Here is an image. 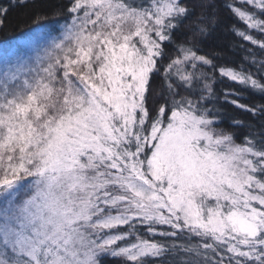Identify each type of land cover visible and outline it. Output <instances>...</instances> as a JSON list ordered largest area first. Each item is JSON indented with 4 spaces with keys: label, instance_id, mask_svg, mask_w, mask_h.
<instances>
[{
    "label": "snow or ice",
    "instance_id": "6c2138e0",
    "mask_svg": "<svg viewBox=\"0 0 264 264\" xmlns=\"http://www.w3.org/2000/svg\"><path fill=\"white\" fill-rule=\"evenodd\" d=\"M26 3L0 5V30ZM221 7L235 64L201 47ZM53 15L32 55L0 56V264H264V103L240 102L264 96V0ZM225 105L248 120L225 127Z\"/></svg>",
    "mask_w": 264,
    "mask_h": 264
},
{
    "label": "trees",
    "instance_id": "16d2710c",
    "mask_svg": "<svg viewBox=\"0 0 264 264\" xmlns=\"http://www.w3.org/2000/svg\"><path fill=\"white\" fill-rule=\"evenodd\" d=\"M67 0H27L24 5L12 7L8 13V21L6 27L0 30V52H8L15 50V53L24 51V47L28 41V29L33 24V20L37 15L47 16L45 22L47 27L56 25V21L60 19L53 15L58 6L66 3ZM218 5H222L224 0H216ZM0 5L7 7L9 0H0ZM221 23L215 29L211 36L203 41L202 51L206 53L220 52L222 59L218 61L221 64H235L239 62L242 53L236 45L243 43L235 37L230 31L229 26L236 23L226 10L221 7L219 12ZM257 58H262L257 50ZM226 87H238L231 85L230 82L224 81L217 85L218 91H223ZM241 103L248 105L264 103V96L253 92H244L240 100ZM233 118L240 120H248L247 114L231 105H225L224 126L227 127ZM115 261L111 262L114 264Z\"/></svg>",
    "mask_w": 264,
    "mask_h": 264
},
{
    "label": "rangeland",
    "instance_id": "374dc122",
    "mask_svg": "<svg viewBox=\"0 0 264 264\" xmlns=\"http://www.w3.org/2000/svg\"><path fill=\"white\" fill-rule=\"evenodd\" d=\"M56 25H52L51 27H49L48 29L49 30H54L56 29ZM20 53H24L26 55H32L33 52H32V46L27 42L25 47H24V51L22 52H19V53H16V54H20ZM4 53L3 52H0V56H2Z\"/></svg>",
    "mask_w": 264,
    "mask_h": 264
},
{
    "label": "bare ground",
    "instance_id": "6f19581e",
    "mask_svg": "<svg viewBox=\"0 0 264 264\" xmlns=\"http://www.w3.org/2000/svg\"><path fill=\"white\" fill-rule=\"evenodd\" d=\"M114 264H119V262L118 261H115Z\"/></svg>",
    "mask_w": 264,
    "mask_h": 264
}]
</instances>
